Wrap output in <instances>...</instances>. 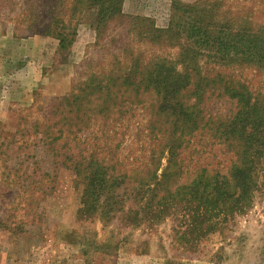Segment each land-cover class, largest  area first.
<instances>
[{
  "label": "rangeland",
  "instance_id": "374dc122",
  "mask_svg": "<svg viewBox=\"0 0 264 264\" xmlns=\"http://www.w3.org/2000/svg\"><path fill=\"white\" fill-rule=\"evenodd\" d=\"M73 1L8 0L0 7V264H264L261 193L249 209L229 221L216 215L211 233L199 238L191 252L180 246L174 234V229L184 223L181 216L167 214L155 219L153 214L137 228L81 221L82 186L72 171L64 168L51 173L49 189L33 201L30 184L34 177L28 179L19 170L29 167L41 172L51 166L26 135L27 129L42 121L50 106L69 96L73 87L90 76L120 73L137 57L145 64L165 58L182 70L181 54L189 46L185 40L158 32L169 28L173 0H124L123 16L99 28L95 12L86 6L73 10ZM178 2L192 6L195 14L193 11L191 16H202L227 36L250 31L264 37V0ZM54 17L62 30L52 32ZM57 31L69 37L67 40L73 37L72 44L62 47L52 34ZM198 59L208 73L230 76L264 100L263 70ZM151 103L148 98L124 118L128 120L116 126L118 139L124 144L130 145L138 130L145 129L153 115L148 109ZM209 104L212 113L225 115L235 109L227 99H212ZM203 136L204 140L195 139L190 147L197 149L194 163L219 168L226 174L232 155L224 146L208 147ZM29 152L33 153L25 155ZM27 157L29 164H25ZM8 218L13 222L23 219L31 230L10 231ZM94 236L99 243L95 249L89 246Z\"/></svg>",
  "mask_w": 264,
  "mask_h": 264
},
{
  "label": "trees",
  "instance_id": "16d2710c",
  "mask_svg": "<svg viewBox=\"0 0 264 264\" xmlns=\"http://www.w3.org/2000/svg\"><path fill=\"white\" fill-rule=\"evenodd\" d=\"M7 1L0 0V7ZM73 2V10L86 6L95 12L98 28L123 16L124 0ZM173 2L169 28L158 32L188 43L189 49L181 54L182 70L165 58L145 64L137 57L120 73L90 76L27 129L26 135L35 141L42 160L49 159L50 168L19 171L28 179L34 177L30 184L33 201L49 189L51 173L60 168L72 171L82 186L81 221L137 228L153 214L155 219L181 216L184 223L174 234L180 246L191 252L199 238L211 233L216 215L229 221L249 209L257 194H264V100L230 76L208 73L199 65L198 56L221 66L253 65L264 71V37L250 31L227 36L202 16H191L195 14L192 6ZM52 20V32L62 30L57 28L59 19ZM52 34L62 47L73 42V37L67 40L61 31ZM148 98L153 115L133 142L124 144L116 126ZM212 99L230 100L235 109L225 115L212 113ZM203 135L208 147L221 145L232 155L226 174L194 163L197 149L190 147L195 139L204 140ZM29 162L27 157L25 164ZM8 221L10 231L31 230L23 219ZM89 242L91 248H99L95 236Z\"/></svg>",
  "mask_w": 264,
  "mask_h": 264
}]
</instances>
